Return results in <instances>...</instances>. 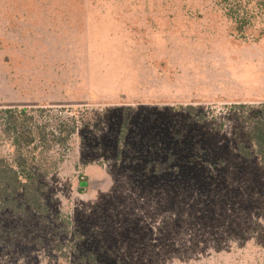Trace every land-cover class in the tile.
Instances as JSON below:
<instances>
[{
  "label": "rangeland",
  "instance_id": "rangeland-1",
  "mask_svg": "<svg viewBox=\"0 0 264 264\" xmlns=\"http://www.w3.org/2000/svg\"><path fill=\"white\" fill-rule=\"evenodd\" d=\"M261 104L264 0H0V109L88 123L45 214L0 215V264H264Z\"/></svg>",
  "mask_w": 264,
  "mask_h": 264
},
{
  "label": "trees",
  "instance_id": "trees-1",
  "mask_svg": "<svg viewBox=\"0 0 264 264\" xmlns=\"http://www.w3.org/2000/svg\"><path fill=\"white\" fill-rule=\"evenodd\" d=\"M240 108L239 116L246 118L255 155L264 162V104L256 111ZM187 110L196 115L193 107ZM82 125L88 123L63 109L59 112L51 107L0 109L1 132L14 149L12 161L0 157V215L8 210L18 212V194L33 213L45 214L41 176L57 170L58 163L50 155L60 150L68 152ZM238 154L245 160L252 157V152L243 145H239Z\"/></svg>",
  "mask_w": 264,
  "mask_h": 264
}]
</instances>
